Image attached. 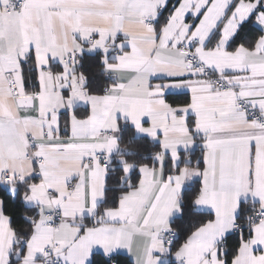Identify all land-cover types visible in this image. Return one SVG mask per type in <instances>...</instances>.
<instances>
[{
    "label": "snow or ice",
    "instance_id": "1",
    "mask_svg": "<svg viewBox=\"0 0 264 264\" xmlns=\"http://www.w3.org/2000/svg\"><path fill=\"white\" fill-rule=\"evenodd\" d=\"M0 185V264H264V0H0Z\"/></svg>",
    "mask_w": 264,
    "mask_h": 264
},
{
    "label": "trees",
    "instance_id": "2",
    "mask_svg": "<svg viewBox=\"0 0 264 264\" xmlns=\"http://www.w3.org/2000/svg\"><path fill=\"white\" fill-rule=\"evenodd\" d=\"M134 135L135 133L131 130L125 134H121V138L119 141L120 150L118 154L114 157V159H124L128 162L135 161V162L143 163L144 160L142 159V157L147 156L149 152L154 151L149 138L138 137L136 141H134L133 143H129V139L134 137ZM128 152H135L136 155H127ZM0 198L10 199L8 190L3 185H0ZM11 204L15 205L18 211L22 212L24 210L20 202L16 200H11ZM248 207L251 209L255 206L249 203ZM22 222H23L22 217L20 215H16L14 217L15 224L18 225V224H21ZM179 225L187 226V221L177 220L173 226L176 227Z\"/></svg>",
    "mask_w": 264,
    "mask_h": 264
},
{
    "label": "crops",
    "instance_id": "3",
    "mask_svg": "<svg viewBox=\"0 0 264 264\" xmlns=\"http://www.w3.org/2000/svg\"><path fill=\"white\" fill-rule=\"evenodd\" d=\"M119 150H120V146H119V149L117 150V152L115 153L114 157L118 154Z\"/></svg>",
    "mask_w": 264,
    "mask_h": 264
}]
</instances>
